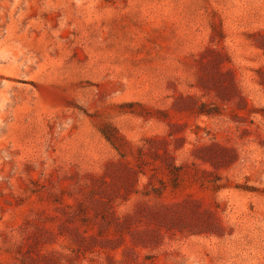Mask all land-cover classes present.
Instances as JSON below:
<instances>
[{
	"label": "rangeland",
	"instance_id": "rangeland-1",
	"mask_svg": "<svg viewBox=\"0 0 264 264\" xmlns=\"http://www.w3.org/2000/svg\"><path fill=\"white\" fill-rule=\"evenodd\" d=\"M0 264H264V0H0Z\"/></svg>",
	"mask_w": 264,
	"mask_h": 264
}]
</instances>
